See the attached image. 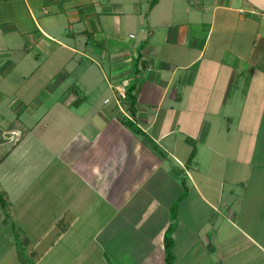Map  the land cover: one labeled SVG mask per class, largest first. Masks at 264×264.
Masks as SVG:
<instances>
[{
	"label": "crops",
	"instance_id": "1",
	"mask_svg": "<svg viewBox=\"0 0 264 264\" xmlns=\"http://www.w3.org/2000/svg\"><path fill=\"white\" fill-rule=\"evenodd\" d=\"M165 3L143 13L119 0H0L1 16L17 19L0 38L22 37L2 49L33 55L38 68L58 60L48 76L64 70L68 93L42 102L17 139L19 127L5 130L0 264H165L173 205V264H264V229L239 220L245 205L264 226V0L199 3L195 21L179 23L193 7ZM132 25L144 38L126 46ZM163 26L164 42L141 51L132 116L117 86L135 78L138 46Z\"/></svg>",
	"mask_w": 264,
	"mask_h": 264
},
{
	"label": "rangeland",
	"instance_id": "2",
	"mask_svg": "<svg viewBox=\"0 0 264 264\" xmlns=\"http://www.w3.org/2000/svg\"><path fill=\"white\" fill-rule=\"evenodd\" d=\"M121 2H125V4H128L127 7L136 8L142 7V12L146 13L148 11V5L149 0H134L133 2L131 0H119ZM206 3L208 5H212L213 0H176V4L185 5L193 7V11L191 13V16L195 13H197V10H199V3ZM162 4H166L165 0H162ZM198 7V8H196ZM6 13V10L4 11ZM35 14L37 17L43 18V21L48 22V24L53 25L55 19L50 16V14L43 15L40 13V11L35 10ZM197 16V15H196ZM193 16L192 20L190 16L186 17H180L175 18L176 22H185V21H195ZM209 16L205 19V21L210 20ZM28 18V17H27ZM162 20V19H161ZM160 20V21H161ZM17 22V19L13 20L12 18L7 19V16L5 14H0V26L1 30L5 29L7 25L12 26L14 23ZM29 21L26 23L28 25ZM202 22V20H201ZM138 25V24H136ZM8 26V27H9ZM14 26V25H13ZM148 26V23H147ZM149 27L145 30L146 33H149ZM195 28L199 31L198 34L196 32V29H194L193 33L198 36L197 38L201 40L203 36H205V33L202 29V25L199 24L198 26H195ZM166 27H159V31L156 33L155 36H149V40H146L145 42L148 43V41L152 42H160L161 39L165 36L166 33ZM2 32H8L6 30H3ZM204 33V34H203ZM122 34L125 35L128 42H124L125 45H130V42L132 41H140V39H143V33L141 32V28L128 27L127 30L122 31ZM132 37H131V36ZM167 35V34H166ZM19 38L21 37L20 33H13L8 35H5L4 37L0 38V128L7 129L9 128H18V130H15V132L12 133V136L17 139L19 137L18 132L21 131L26 133L27 129H31L30 126H33L36 124V122L41 118L42 113V102L44 105L52 106V103L54 100L59 99L61 97H65L68 95V93H65L61 86L63 81L67 78L61 77V74L64 75V70H61L57 75H59L58 79L54 82H51L52 80L49 78L50 71L54 69H59L61 62L58 60L55 61H47L45 64L41 66V68H38V63L34 62L35 57H28L24 53H22L21 50H17L14 52L5 51L2 48H5L7 45H15L19 44ZM25 38V37H23ZM26 39V38H25ZM13 42V43H12ZM164 42V41H162ZM28 46V44H27ZM31 46H28L30 48ZM131 47V46H129ZM61 53V52H60ZM164 52H160V54L157 56L158 58L163 56ZM53 55H51L50 58H52ZM105 71L110 75L109 67L105 66ZM74 76V75H71ZM101 82L103 83L105 77L103 74L100 75ZM55 79V78H54ZM72 79V78H71ZM67 80L69 83L70 80ZM95 82L98 84L100 83L98 77H96ZM94 84V83H93ZM113 98L112 94H103L101 97V100H105L106 98ZM114 100V99H113ZM21 115V121L20 119H17V117ZM23 117V118H22ZM10 123V124H9ZM45 125H41V128H43ZM11 134V133H10ZM13 144V141L10 143H5L0 145V155H3ZM243 214L239 218L240 222L244 225L247 229H264L263 227H258L261 223L260 220L255 221L252 218V215H246L249 206L245 207L243 206ZM264 224V223H263ZM262 224V225H263Z\"/></svg>",
	"mask_w": 264,
	"mask_h": 264
},
{
	"label": "trees",
	"instance_id": "3",
	"mask_svg": "<svg viewBox=\"0 0 264 264\" xmlns=\"http://www.w3.org/2000/svg\"><path fill=\"white\" fill-rule=\"evenodd\" d=\"M159 0H149V9H152ZM146 45V42L141 43L136 52V56L134 59V66H135V78L130 81L128 87H127V94L126 97L124 98V102L126 105V110L134 116L136 114V105H137V89H138V79L136 77L137 74L140 73L141 69L145 67L148 64V61L143 60V53L141 52L144 46ZM18 119V117H17ZM126 123L138 134H142L145 136V138H149L147 134L137 125L134 123L133 120H131L129 117L125 119ZM156 149L158 152L162 155L163 152L159 149L157 145H155ZM196 156V149L195 147L192 149V152L189 156V161H192ZM0 201L3 207L8 206L7 200L4 198V195L0 193ZM176 215H177V206L173 205L172 208V219L173 223L170 225L168 231L166 232L165 235V251H166V256H165V264H173L175 261V254H174V245H175V240L173 237V232L176 227Z\"/></svg>",
	"mask_w": 264,
	"mask_h": 264
},
{
	"label": "built area",
	"instance_id": "4",
	"mask_svg": "<svg viewBox=\"0 0 264 264\" xmlns=\"http://www.w3.org/2000/svg\"><path fill=\"white\" fill-rule=\"evenodd\" d=\"M130 81L128 79L123 80L121 84L117 86L118 90V101L122 109L126 110V105L124 102V98L126 97L127 94V87L129 85ZM127 111V110H126ZM127 117L131 118L129 114H126Z\"/></svg>",
	"mask_w": 264,
	"mask_h": 264
},
{
	"label": "water",
	"instance_id": "5",
	"mask_svg": "<svg viewBox=\"0 0 264 264\" xmlns=\"http://www.w3.org/2000/svg\"><path fill=\"white\" fill-rule=\"evenodd\" d=\"M12 137L6 134L5 129L0 128V145L10 141Z\"/></svg>",
	"mask_w": 264,
	"mask_h": 264
}]
</instances>
